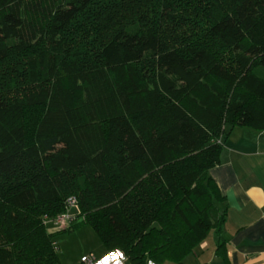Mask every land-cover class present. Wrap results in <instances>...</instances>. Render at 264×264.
<instances>
[{"label": "trees", "instance_id": "1", "mask_svg": "<svg viewBox=\"0 0 264 264\" xmlns=\"http://www.w3.org/2000/svg\"><path fill=\"white\" fill-rule=\"evenodd\" d=\"M258 66L264 0H0V264H54L80 224L127 264H185L225 222L223 141L264 130Z\"/></svg>", "mask_w": 264, "mask_h": 264}, {"label": "crops", "instance_id": "2", "mask_svg": "<svg viewBox=\"0 0 264 264\" xmlns=\"http://www.w3.org/2000/svg\"><path fill=\"white\" fill-rule=\"evenodd\" d=\"M209 175L224 197L226 212L218 235L226 260L214 257L213 261L264 264V130L232 128L222 143L220 163ZM110 260L107 257L96 264Z\"/></svg>", "mask_w": 264, "mask_h": 264}, {"label": "rangeland", "instance_id": "3", "mask_svg": "<svg viewBox=\"0 0 264 264\" xmlns=\"http://www.w3.org/2000/svg\"><path fill=\"white\" fill-rule=\"evenodd\" d=\"M253 71L259 76L264 75V68L260 66L255 67ZM52 226L53 224H48L47 228L49 232L59 230L57 228L53 229ZM66 226L68 224L64 227ZM53 240L55 242V255L57 258V262L54 264H79L81 256H88L90 254L96 257V263L111 256L112 259L108 263L114 264L119 262L127 264L118 253L107 251L98 235L87 224H80L70 231L59 233ZM216 241L217 243L220 241L218 234L211 229L207 237L184 259L185 264H217V261H213L214 257L215 259H220L221 257H218V255L215 256ZM114 255L116 257L115 259H113ZM147 264L152 263L148 262Z\"/></svg>", "mask_w": 264, "mask_h": 264}, {"label": "built area", "instance_id": "4", "mask_svg": "<svg viewBox=\"0 0 264 264\" xmlns=\"http://www.w3.org/2000/svg\"><path fill=\"white\" fill-rule=\"evenodd\" d=\"M65 206H66V211L63 214L57 216L54 220H52L51 223L53 224L52 226L53 229L54 228L61 229L62 227H64L66 224H68L75 218L76 213H73L71 210L75 209L76 212H78L76 198L73 196L68 197L65 201ZM109 252L118 253L121 256V258H123L126 261V258L123 256V254L120 251L115 250V251H109ZM108 258L112 259L111 256H108ZM79 264H96V257L93 254H90L88 256L86 255L81 256ZM114 264H122V263L116 262Z\"/></svg>", "mask_w": 264, "mask_h": 264}, {"label": "snow or ice", "instance_id": "5", "mask_svg": "<svg viewBox=\"0 0 264 264\" xmlns=\"http://www.w3.org/2000/svg\"><path fill=\"white\" fill-rule=\"evenodd\" d=\"M116 257H115V255L113 256V259H115Z\"/></svg>", "mask_w": 264, "mask_h": 264}]
</instances>
